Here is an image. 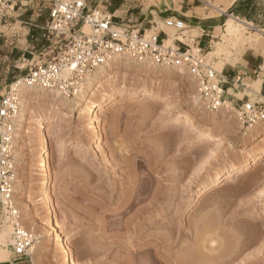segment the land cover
<instances>
[{"label":"rangeland","instance_id":"374dc122","mask_svg":"<svg viewBox=\"0 0 264 264\" xmlns=\"http://www.w3.org/2000/svg\"><path fill=\"white\" fill-rule=\"evenodd\" d=\"M22 1L24 5H40L39 9L44 4V0ZM89 1L94 7L96 0ZM121 1L113 0L110 10ZM160 2L163 8L164 0H132V3L129 0L116 15L131 19L130 25L136 28H144L148 20L162 22L151 12ZM51 4V0L46 1V6ZM129 5L134 9L127 10ZM20 12L0 23V41L5 45L0 51V97L20 74L15 67L20 56L34 45L31 36L37 29L30 23L42 24L41 17L31 15L33 11L23 16ZM212 14L219 15V12ZM222 22L216 32L218 43L213 42L214 47L209 49L214 51L221 47V51L209 54L215 58L216 69L223 71L227 66L235 68L246 62L255 64L253 70L264 65V38L254 34L259 28L241 26L240 32H229L225 29L226 20ZM167 31L173 33L170 29ZM222 60L226 61L225 69L220 68ZM141 67L118 62L104 74L101 82L108 89L113 84L119 98L101 113L98 130L90 127V112L80 115L78 111L57 112L55 109L56 112L50 114L37 106L36 113H27L24 122L28 125L15 141L18 182L14 201L21 223L35 236L37 234L41 243L34 252L17 255L11 240L2 242L0 238V249L9 251L8 256L0 258V263L69 264L49 231L48 214L53 213L65 231L72 234L70 245L80 264H129V261L132 264H173L175 260L177 264H264V157L256 163L258 156L254 158L264 146V137L253 149L248 168L228 178V170L232 163L238 162L239 155L236 156L225 142L197 137L198 129L205 122L214 125V130L219 129L214 120H209L211 113L199 104L203 112L197 115V124L174 122L179 113L195 108L197 94L190 75L177 70L169 74L163 71L164 77H159L162 94L141 100L138 95L141 86L151 85L150 80L160 71ZM245 77L249 89L237 88L234 93L239 98H258L249 92L254 88L257 74L247 72ZM123 84L128 88L120 89ZM170 96L173 101L165 98ZM121 97L124 100H119ZM45 104L52 108L49 101ZM218 114L233 119H230L233 124L228 132L238 138V143L252 140H243L246 131L233 115ZM36 115H41L48 135V150L44 153L53 170L49 181L46 175L41 176L38 167L42 148L36 137L38 124L32 127ZM53 116L58 117V121H53ZM187 132L189 137L186 138ZM210 149L218 155L208 157L205 153ZM219 172L226 174L207 190ZM135 174L140 183L151 188L146 200L124 216L111 215L131 189ZM44 190L51 193L54 205L45 202ZM154 193L158 194V201L152 204ZM141 206H150L149 212L143 215L146 219L143 222L134 215ZM160 210L162 217L149 221ZM7 222L0 207V234ZM10 236L13 238V229ZM156 249L163 253L162 258L157 257Z\"/></svg>","mask_w":264,"mask_h":264},{"label":"built area","instance_id":"2783aa9c","mask_svg":"<svg viewBox=\"0 0 264 264\" xmlns=\"http://www.w3.org/2000/svg\"><path fill=\"white\" fill-rule=\"evenodd\" d=\"M46 1L40 11L48 9L49 18L41 25L34 24L41 31L37 42H44L22 53L15 66L20 74L0 97V207L13 227L12 247L17 255L32 253L36 242L32 231L21 223L14 201L19 85L74 97L84 91L87 79L100 66L117 56L130 57L141 63L186 70L207 112L231 114L245 131L264 124V91L256 99L239 98L234 91L245 87L243 75L229 77L218 72L215 58L209 55L211 46L203 49L196 44L197 37L183 20L167 18L162 24L154 22L149 27L136 28L130 25L131 19L109 11L111 0H96L94 7L89 0H51L50 6ZM27 6L22 0H0V23ZM86 25L91 28L89 34L84 33Z\"/></svg>","mask_w":264,"mask_h":264},{"label":"bare ground","instance_id":"6f19581e","mask_svg":"<svg viewBox=\"0 0 264 264\" xmlns=\"http://www.w3.org/2000/svg\"><path fill=\"white\" fill-rule=\"evenodd\" d=\"M213 8L216 9L215 6ZM225 20H226V24H225L226 28L225 29L228 30L229 32H234V31L240 32L241 26H243L244 28H248L249 26L250 27L252 26L251 22L249 23V22L242 20V19L235 17V16L229 15V17ZM83 30H84V33H86V34H89L91 32L90 26H87V25L84 26ZM254 34L260 35L261 37L264 38V28L263 29H256ZM215 43H218V42L215 41ZM212 47H214V46L212 45ZM217 51H221V47H218L217 50H214V51L210 50L209 53L213 54L214 52H217ZM118 62H123L125 64H131V63L134 64L135 63V65H138L140 67L141 66L146 67V68L151 69V70H153V69L160 70V71H156V75L153 76L152 80H150L152 82L151 85L144 83L141 86L140 94H138L141 97V100H147L149 98H152L153 96H160V94H162V92L164 90H163V87L161 86L162 85L161 79L159 77L164 75L165 72H163V71H166V73L169 74V73L174 72V70L175 71L177 70L178 72H180V74H184V75L187 74L186 70H184L183 68L159 67V66H157L153 63H150V62L141 63V62H138V61H136L130 57L124 58L122 56H117V57L113 58L111 61L107 62L106 64L100 66L94 72V74L91 75L87 79L84 91L79 93L78 95H76L74 97L64 96L59 91H56V90L48 91V90H45V89L39 88V87L19 85L18 90H19V93L21 95V108H20L18 118L16 121L15 141H16L17 136L19 134H21L22 129L28 125L24 122V120L27 117L26 116L27 113L28 112L36 113L35 108H37V106H39L43 112L50 113V114L52 113V111H55V109L57 110V112H62L64 110H67L68 112L78 111V113L80 115H84L85 113L90 112V115H91L90 120H92V126H90L91 125L90 123H89L90 125L89 124L88 125L90 127H94V128L98 127L99 128V123L101 121V113L106 110V107L108 104H110L111 102H113L119 98V95L117 94L118 90L116 89V87H113L112 86L113 84H112L111 85L112 89L111 88L108 89L104 86V84H103L104 82L102 83L101 80L104 79L103 78L104 74L106 72L108 73L109 67H112V65L114 63H118ZM220 62H221V63H219L220 68L225 69L226 66H223V65H226L225 64L226 61L222 60ZM142 67H141V69H142ZM217 70H218V72L222 73V75H224L225 71H226V69L223 71H221L219 69H217ZM144 76H145V74H144ZM146 76H148V75H146ZM142 80L149 81L146 78L145 79L142 78ZM245 80H246V78L243 80V84L246 87V89H249V87L247 86L248 83ZM262 82H263V78L257 77V80L255 81V84H254V88H251L249 90V92L251 94L258 96L261 92V89H262ZM252 87H253V84H252ZM121 88L125 89V88H128V86H127V84H123L122 87L120 86V89ZM231 90H233V89H230V91ZM122 96H126V95H122ZM127 96H129V95H127ZM162 97H163V95H162ZM165 98L168 101L174 100V98L173 97L171 98V96L165 97ZM122 99L124 100L123 97H121V99H119V100L122 101ZM46 100L49 101L50 104H52V108L45 107L46 106V104H45ZM50 100L52 101V103ZM194 102H195L194 110L193 111H183L182 113H179L175 117L174 122H187L190 125L191 124L192 125L197 124V122H198L197 115H199L203 111L201 110V106L199 105L200 102H199L198 96L194 97ZM223 113L224 112H222V114ZM219 115L220 114H218V113H211L210 116H208L209 120H214V123L218 124L219 129L214 130V128L212 127L214 125H211L210 123L205 122L204 125L200 129H198L197 137L199 138V140L212 139L215 141L225 142L234 151V154L236 156L239 155L238 162L232 163L231 164L232 168L230 170H228V173H227L228 176L227 177L231 178L237 174H240L241 172H244V170L248 168L249 164H251L253 149L263 140L264 127H263V125L251 127L249 130L246 131V133L244 132V137H242V138L244 141L247 138H252V140H250L249 143L240 144V142L238 143V138L231 137L229 135V132H228V130H229L228 127L232 126V124H233V123L232 124L230 123V121H231L230 119H232V118L229 117L228 115H225V114H223L224 115L223 117H221ZM57 118H54V116H53V119L52 118L51 119L56 122V121H58ZM32 120L34 121V124L32 123L33 128L35 127V125L38 124V129H37L38 132H36V137L38 138L40 145H41V148H42V152H40V159L41 160L38 162L39 163L38 164L39 171H40L41 176L46 175L47 179L45 177L44 178L47 181H49L48 177L50 176L52 179L53 170H52L51 164L47 163L46 158H45V153H44L45 151L48 150V145H49L48 135H47V132H46V129L44 126V122H42L41 115L40 116L36 115V117ZM97 121H98V124H97ZM236 125L239 126L238 124H236ZM260 126H262L261 127L262 129H260ZM33 128H32V130H33ZM98 128H97V130H98ZM31 132L33 134L35 133L34 131H31ZM98 135H100V134L99 133L97 134V138L100 137ZM185 135H186V138L189 137L188 132ZM15 145H17V144H15ZM121 150H122V148H121ZM15 152L17 154L16 149H15ZM16 154H15V156H16ZM205 154H207L208 157H213V156L218 155V153L214 149H210ZM17 156H19V155H17ZM257 156H258V158L255 159V163L260 162L261 159L264 157V146L259 149L258 153H256L254 158H256ZM113 158L115 159L116 157H113ZM136 174H135V176H133L134 179L131 183V189L125 195V198H123L124 200L122 199L123 201H122L121 205L118 206L119 207L118 210L116 209L115 212L111 211V215H113V216L114 215L115 216L116 215L124 216L125 214L129 213L130 211L135 209L136 206L140 205L141 203H143L146 200V197L148 195L147 193H149L148 191H151V188L148 185L144 184L143 182H142L143 184L140 183V181L138 180L139 177ZM224 174H226V173L219 172L215 176V178L212 179V181L208 185L207 190H209L210 188H213L215 186V183H218L220 180H222V177L224 176ZM16 181L18 182L17 179H16ZM46 186H47V183H46ZM155 194L156 193H154V196L152 199V201H153L152 204H154V201H158V198H157L158 194H156V195ZM43 196H44L46 203H48L50 205H54L53 198H52L50 192H47V190H44ZM149 208H150V206H141L135 212L134 215L137 216L138 218L140 217V220H139L140 222L146 221V219L143 215H145L147 212H149ZM161 213H162L161 210L156 211V214L153 215L149 221H155L158 217H162ZM26 217H28V215ZM47 223H48L50 234L52 237L56 238V243H57L62 255L64 256V258L69 262V264H80L75 259L74 253H73L71 245H70L72 234L70 235L65 231V229L61 226V224L56 221L53 213H50V215L48 214ZM12 229L13 228H12L11 223L9 224L7 222L4 229L2 230V232L0 234V238H1L2 242H4L7 239H10L11 244L13 243V238H11V236H10L12 233ZM36 236H37V238H36V242L33 246L32 252H34V250L36 248L38 249V247H40V246H38V244H40L41 241L39 240V236L37 234H36ZM212 243H214V241H212ZM151 244L152 243H150L149 245H151ZM154 247H156V246H154ZM7 250H1L0 249V258H4L5 256L9 255V253H8L9 251H7ZM156 252H157L156 253L157 257L159 258V256H161V258H162L163 253L161 254V252H158V249H156ZM7 253H8V255H7ZM34 258H35V256H34ZM173 262H174L173 264H175L176 260ZM129 264H132V262L129 261ZM158 264H159V262H158Z\"/></svg>","mask_w":264,"mask_h":264},{"label":"crops","instance_id":"0c3cea01","mask_svg":"<svg viewBox=\"0 0 264 264\" xmlns=\"http://www.w3.org/2000/svg\"><path fill=\"white\" fill-rule=\"evenodd\" d=\"M32 1L33 0H31V2ZM128 1L129 0H122L119 5L111 11L110 8L113 6V0H111L109 11L113 13L114 16H122L116 15V12L119 10L122 11L125 4H128ZM163 3L165 5L163 8L160 2L153 6L151 12L156 13L162 22L167 18H178L183 20L189 26L190 33L197 37L196 44L203 49L212 46V43L216 41L215 39L218 37L216 32L223 24L222 20L228 18L229 15L238 17L249 23L251 22V25L255 28H264V0H178V2H175V0H164ZM214 5L217 6L216 9L213 8ZM38 6L39 5H28L27 7H21L16 13L21 11L20 14L23 16L24 13L33 11V14L31 15L34 16L36 14L37 18L41 17L40 22L43 24L49 18V11L44 10L40 14V12L38 13L40 10ZM130 9H134V7L129 5L127 10ZM222 9H224V11ZM214 11L219 12V15H213L212 12ZM152 13L150 15H152ZM154 22L162 24V22H158L156 19L148 20L145 27H149L150 24ZM30 24L33 26L34 24L40 25L36 22ZM36 29L37 33L31 36L34 44L31 46L32 49L44 42L43 39L40 40V42H37V40L40 39L41 31L38 28ZM166 32L168 31L166 30ZM4 46L5 45L0 41V51H2ZM31 50L26 49L25 52H30ZM254 66L255 64L249 62L237 64L235 68H233L234 66H231L232 68L227 66L225 75L234 77L238 74H242L243 77L246 78L245 76L247 75V72H250L254 75L257 74L258 77L262 76L263 82L261 90L264 91V65L260 64L253 70ZM260 69H262V71H260ZM230 71L234 72V75ZM0 264L13 263H7V261H5Z\"/></svg>","mask_w":264,"mask_h":264}]
</instances>
